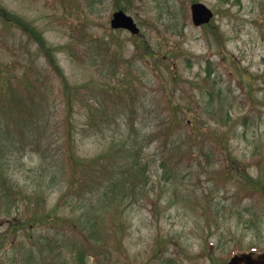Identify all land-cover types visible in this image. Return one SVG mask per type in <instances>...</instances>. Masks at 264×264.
Segmentation results:
<instances>
[{
  "label": "rangeland",
  "instance_id": "obj_1",
  "mask_svg": "<svg viewBox=\"0 0 264 264\" xmlns=\"http://www.w3.org/2000/svg\"><path fill=\"white\" fill-rule=\"evenodd\" d=\"M130 1V9L124 11L140 28L137 37L148 41L153 50L168 42L184 53L176 59L177 71L186 82L182 89L192 91L198 105L191 93L176 92L179 115L189 124L197 121L204 132L208 128L229 132L227 147L235 164L232 179L225 181L212 176L226 165L220 156H211L207 163L195 147L190 163L175 154L180 147L171 144L165 133L169 110L159 90L160 83L172 84L169 68L164 64L158 70L132 58L137 38L127 30L110 27L112 12L117 10L112 0H0L33 23L47 44L55 47L70 86L96 82L103 64L107 66L104 75L118 62L134 68L138 87L134 105L129 96L114 102L84 87L81 94H73L76 155L87 160L113 144L129 147L142 142L140 156L147 174L146 185L130 191L120 212L95 211L101 217L93 240L109 238L110 261L90 256L86 264H226L234 247L241 252L250 246L263 250L264 198L259 191L251 192L250 180L264 188V0ZM196 1L214 12L207 24L191 22L190 4ZM80 26L85 30L80 31ZM101 38L114 42L111 51L98 52ZM67 44L78 48V59ZM207 58L214 80L210 79L211 85L201 81ZM30 63L46 91L44 108L37 111L42 117L35 118L42 124L23 126L21 134L0 117V174L22 194L43 198L46 214L33 225L14 229L7 220L18 211L23 213L22 204L1 211L0 264H78L75 248L83 243V236L60 223L59 216L76 218L101 200L87 193L59 205L70 169L64 162L66 91L37 45L16 27L0 21V65L13 68L8 72L15 76ZM105 79L110 86L107 82L103 86L109 89L119 85V75ZM187 132L181 128L174 136L184 142ZM162 142L166 144L161 146ZM89 213L94 214L93 210ZM252 216L254 223L248 221Z\"/></svg>",
  "mask_w": 264,
  "mask_h": 264
},
{
  "label": "trees",
  "instance_id": "obj_2",
  "mask_svg": "<svg viewBox=\"0 0 264 264\" xmlns=\"http://www.w3.org/2000/svg\"><path fill=\"white\" fill-rule=\"evenodd\" d=\"M100 2L101 0H91L92 3ZM195 1V0H194ZM229 2V0H223ZM113 8L123 9L125 11L130 9V0H112ZM0 21L9 26H14L19 29L23 34H25L28 39L37 45L38 50L41 51L47 66L57 74V76L62 80L64 91H66L65 98V144L67 146V152L65 153L64 162L67 161L70 169L68 170V179L65 186V192L59 200V205L68 201L70 197H77L82 199L83 196L90 194L98 195L101 202L97 206L94 204L88 208L86 214H81L76 218L71 217L67 214H62L59 216V222L64 225L74 229L79 235L83 236V243L75 248L76 257L78 264H86V259L92 257L96 261L101 260L103 257L106 261L109 260V250L107 248L109 238L101 239L100 241H94L93 238L99 233L98 222L101 217L100 214H95L96 210L102 209L105 212L108 209H113L115 212H120L122 208V203L125 198L130 194L131 190L137 189L140 185H146L147 174L146 165L142 162L140 156V150L142 149V142H136L131 146H126L125 144H113L110 148L87 160L80 159L74 149L73 140V130L74 126L72 123V109L74 108V96L73 94H81L82 88L90 90L91 93H103L106 99L110 101L118 102L124 100L126 96L131 98L130 101L135 104V94L138 88L135 83V73L133 71V66L124 65L120 62L112 64L107 71L108 76L119 75V85L116 89H109L108 79H105L107 66L103 64L100 71L99 78L97 77L96 82L86 84L83 87H72L69 85L66 76L58 64L56 58V49L53 46L47 44L42 32L33 23L28 21L22 15L15 13L0 2ZM80 31H84V27H79ZM84 33L80 35L82 39ZM134 43V50L132 53V58L142 59L146 61L147 66L153 64L158 70L161 66L166 64L168 66L169 75L172 80V84H159L160 92L165 95V104L169 110V116L164 119L167 121V138L171 139V144H179L178 149L175 154H178L180 159L187 160L192 163L196 155L194 148L198 147L199 152L202 156L206 158L205 162L209 163V158L211 156H220L226 165L222 164L221 167L217 169V172L213 171L212 176H220L223 180L232 179V169L235 164V158L232 153L228 150L227 141L230 139L229 132L221 131L218 132L217 129L208 128L206 132L203 128H200L196 123L193 125L189 124V121L181 117L178 113V107L180 101L175 98V93L181 91L182 93H191L194 99V94L192 91L183 90L185 86V81L180 77L177 71V61L179 55H184L179 46L168 43H160L157 50H153L146 40L140 39L138 36ZM142 40V41H141ZM141 41V42H140ZM99 44L97 45L98 52L111 51L112 40L107 41L104 38L99 39ZM66 48L71 52L74 50V54L71 55L78 59L76 46L72 44H67ZM75 48V49H74ZM189 60V58H188ZM206 73L201 78V81L207 85H211V61L209 58L206 59ZM11 67H9L10 69ZM8 67L0 65V117L4 120L7 127L14 126L16 129L23 134V126L30 125L31 127H36L42 124L38 122L37 111L43 110V102L46 98V91L43 90L39 84L37 73L34 70L32 64H28L26 69L23 70L21 74H15L12 76L9 74ZM13 70V68H11ZM214 81V80H213ZM107 82V83H106ZM106 83V86L103 84ZM187 83H193L189 80ZM199 87H200V82ZM214 83V82H212ZM135 89V90H134ZM86 97V94L81 96ZM195 105H198L194 99ZM45 106V104H44ZM175 107V108H174ZM27 109L24 115H21V111ZM42 116H40L41 118ZM35 122H33V119ZM39 118V119H40ZM226 118L230 121V115L226 114ZM199 124V123H197ZM191 125V126H189ZM187 128L184 142H180L178 136H174L175 133L181 129ZM3 141L0 136V144ZM166 143H161L163 146ZM186 145V147H182ZM9 146L6 145L5 151ZM3 148V146H2ZM4 151V153H5ZM2 155V152H1ZM0 155V157H1ZM193 160V161H192ZM189 163V164H190ZM166 168V167H163ZM172 172V171H171ZM257 180H250V186L252 193L259 191V194L264 198V188H258ZM128 189V190H127ZM19 195H22L19 197ZM22 204L23 213L21 211L16 212L15 216L11 218V225L14 229L19 226L33 225L42 220L45 213L44 199L35 197H29V195L22 194L21 190L16 188L13 183L5 177V175L0 174V221H3L1 214L2 210H10L12 207ZM105 205V206H104ZM103 207V208H102ZM94 212V214L89 212ZM47 217V216H46ZM45 217V218H46ZM112 219V216H111ZM248 221L254 223L255 218L252 216ZM97 240V239H96ZM120 241V239H118ZM257 246H250L248 249L244 250L246 252L257 251ZM241 249L234 247L230 250V254L239 253Z\"/></svg>",
  "mask_w": 264,
  "mask_h": 264
},
{
  "label": "water",
  "instance_id": "obj_3",
  "mask_svg": "<svg viewBox=\"0 0 264 264\" xmlns=\"http://www.w3.org/2000/svg\"><path fill=\"white\" fill-rule=\"evenodd\" d=\"M191 20L194 25H200L207 23L213 16L211 9L202 2H194L190 5ZM110 26L114 29L124 28L129 30L133 34L139 32V28L136 25L134 19L123 10H116L112 13L110 20ZM264 264V252L253 256L251 254H235L233 255L227 264Z\"/></svg>",
  "mask_w": 264,
  "mask_h": 264
}]
</instances>
